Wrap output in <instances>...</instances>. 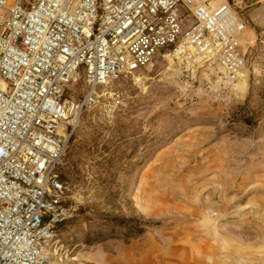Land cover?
I'll use <instances>...</instances> for the list:
<instances>
[{"label": "rangeland", "instance_id": "374dc122", "mask_svg": "<svg viewBox=\"0 0 264 264\" xmlns=\"http://www.w3.org/2000/svg\"><path fill=\"white\" fill-rule=\"evenodd\" d=\"M238 6L247 64L226 100L188 86L161 55L83 111L63 159L73 210L52 264H264V4ZM129 222L150 226L128 240Z\"/></svg>", "mask_w": 264, "mask_h": 264}, {"label": "built area", "instance_id": "2783aa9c", "mask_svg": "<svg viewBox=\"0 0 264 264\" xmlns=\"http://www.w3.org/2000/svg\"><path fill=\"white\" fill-rule=\"evenodd\" d=\"M233 1L0 0V264L63 259L58 225L73 210L63 159L104 88L166 55L188 86L220 100L235 92L248 23ZM81 72L87 92L76 98Z\"/></svg>", "mask_w": 264, "mask_h": 264}, {"label": "trees", "instance_id": "16d2710c", "mask_svg": "<svg viewBox=\"0 0 264 264\" xmlns=\"http://www.w3.org/2000/svg\"><path fill=\"white\" fill-rule=\"evenodd\" d=\"M247 122H252L253 118H251L249 115H247V117H245ZM251 124V123H249ZM75 139V132H73V134L71 135L70 139H69V143L72 142ZM62 174L64 176V171L62 170ZM66 222H68V220L60 222L58 225V232L64 230L65 226H66ZM142 227H147L150 226L148 223H133V222H129L126 226H125V232H126V236L127 239L130 240L131 238H137L139 236H141L144 233V229H141Z\"/></svg>", "mask_w": 264, "mask_h": 264}, {"label": "crops", "instance_id": "0c3cea01", "mask_svg": "<svg viewBox=\"0 0 264 264\" xmlns=\"http://www.w3.org/2000/svg\"><path fill=\"white\" fill-rule=\"evenodd\" d=\"M203 1L212 4V6L213 5H220V4H223V3H226V2H234L233 0H203ZM246 3H247V6L248 5L249 6H251V5H259V4L262 5V4H264V0H235V4H237V5H243V4H246ZM256 17H258V16H256ZM244 35H243V38H244Z\"/></svg>", "mask_w": 264, "mask_h": 264}, {"label": "bare ground", "instance_id": "6f19581e", "mask_svg": "<svg viewBox=\"0 0 264 264\" xmlns=\"http://www.w3.org/2000/svg\"><path fill=\"white\" fill-rule=\"evenodd\" d=\"M243 72H244V70H243Z\"/></svg>", "mask_w": 264, "mask_h": 264}]
</instances>
